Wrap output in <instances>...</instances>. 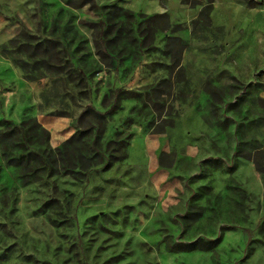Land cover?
<instances>
[{
  "label": "rangeland",
  "instance_id": "obj_1",
  "mask_svg": "<svg viewBox=\"0 0 264 264\" xmlns=\"http://www.w3.org/2000/svg\"><path fill=\"white\" fill-rule=\"evenodd\" d=\"M77 1L0 0V132L27 133L25 148L0 140V264H264V19L244 0H213L211 25L194 29L201 7L181 0ZM163 12L181 29L159 30ZM18 78L61 80L67 113H87L57 174L8 164L56 157L12 104ZM162 128L159 166L182 184L171 203L113 161Z\"/></svg>",
  "mask_w": 264,
  "mask_h": 264
},
{
  "label": "crops",
  "instance_id": "obj_2",
  "mask_svg": "<svg viewBox=\"0 0 264 264\" xmlns=\"http://www.w3.org/2000/svg\"><path fill=\"white\" fill-rule=\"evenodd\" d=\"M262 1V0H261ZM264 6L252 8L257 16L264 19ZM11 98L15 109L20 108L22 112H28L39 124L42 129L49 133L48 144L52 148L59 147L64 141L68 140L76 132L75 121L76 116L57 115L60 110L68 111L63 96L65 94V86L61 80L54 81H38L34 83H25L21 78L16 80V86L12 89ZM162 136H134L131 140L128 158L125 162L130 166V181L135 182L137 188L147 187L153 190H161V198L165 203L174 202V198L179 196L182 191L179 177L171 173L170 167L159 166V153L168 152L166 141ZM140 137L138 141L141 146V161L135 160L132 156L134 140ZM191 150V151H190ZM192 148H189L185 155L192 156ZM135 164V165H133Z\"/></svg>",
  "mask_w": 264,
  "mask_h": 264
},
{
  "label": "trees",
  "instance_id": "obj_3",
  "mask_svg": "<svg viewBox=\"0 0 264 264\" xmlns=\"http://www.w3.org/2000/svg\"><path fill=\"white\" fill-rule=\"evenodd\" d=\"M244 1L246 2V4L248 6H250V8L262 6V3L256 2L254 0H244ZM86 2H87V0L77 1L73 4L78 6V7H82V6H84V4ZM180 3H181V5L190 6V7H195V6L201 7L197 17L195 19L191 20L192 21L191 24H192L193 29L196 28L197 26H199L200 24H203L204 26H210L211 25L210 14H211L212 9H213V6H212L213 0H204L203 4H201V2L196 1V0H181ZM124 13H125L126 17L127 16L129 17L130 11H125ZM151 20H160L162 22V26L160 27L159 30L170 31L171 34H173L175 31L180 30L182 27L180 24L171 25V23L169 22L168 14L166 12L159 13V14L152 16ZM183 48H184V44H183L180 37L171 36V37L167 38L164 51H165V54H167V55L172 54L173 58L176 59V61L174 63L176 66H179V59L181 57ZM263 77H264V72L256 77L257 82H259V84L261 86L260 90L262 92H264V85L261 84V80L263 79ZM28 79H30V78H28ZM64 98H65V94L63 96V99ZM64 100H66V99H64ZM66 101H65V105L68 107L69 103ZM89 109H91V108H89L88 106L85 107V110H89ZM80 113L81 114L76 118V121H75L76 132L73 134V136L71 138H69L68 140L64 141L60 145L61 147L54 148L53 150H50L51 151L50 153H54L58 159L56 157L53 158L54 156L50 157L49 154L45 151H44V153H29L26 155H22V153L19 152L18 155H15L14 159L8 161L9 166L15 167L17 165H23V166H25L24 168H26V166H28L30 164V161H33L34 164L43 166V168H45V170H47L48 173L57 174V172H58L57 168H56L57 163L59 162V160H62V161L64 160L63 156H65L66 148L68 146H70L73 143V141H75L77 139L76 136L79 134V130H80L79 123H81L83 121V119L87 116L86 112H80ZM55 114H57V115H69V113H67L63 110H60ZM31 118H32V122L34 124V127L39 129L42 132V134L45 135V138L48 142L49 133L45 129H42L39 126V124H37L36 120L32 116H31ZM13 130L14 131H10V132L8 130L11 137L6 135L7 132H0V140H3L5 138L9 140V138L17 137V139L22 143V148H25L26 147L25 143L27 140V133H26V129H24V125L20 122L16 126L14 125ZM163 130H164L163 128L160 130H157L155 132V134H162ZM120 145L122 147L123 142H121ZM61 150H62V152H61ZM127 152H128V150H126V152H124V154L122 155L121 158L114 159L113 160L114 163H117L118 161H125L128 158ZM159 155H160L159 163L161 166V158L163 157V154L160 153ZM93 157L98 158V162H96L95 164L99 165L102 163V157L95 156V155ZM78 158H79V162H80L79 169L80 170L87 169L89 167V164H86L85 162H84V164L81 163L83 160H85V158L82 156H79ZM106 167H108V164L106 165ZM203 246H205L204 248H208L206 245H202V247Z\"/></svg>",
  "mask_w": 264,
  "mask_h": 264
}]
</instances>
